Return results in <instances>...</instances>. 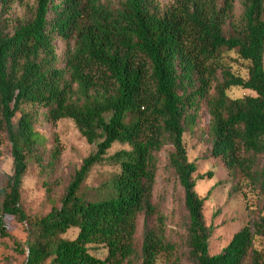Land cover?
Listing matches in <instances>:
<instances>
[{"label": "trees", "instance_id": "16d2710c", "mask_svg": "<svg viewBox=\"0 0 264 264\" xmlns=\"http://www.w3.org/2000/svg\"><path fill=\"white\" fill-rule=\"evenodd\" d=\"M16 0H0L6 6ZM36 0L33 17L5 32L0 16V155L11 145L13 171L0 177V235L11 237L5 217L27 223V239H13L23 264H136L137 220L144 216L138 264H156L176 244L165 234V215L153 202L158 152L171 144L169 165L184 191L188 213L186 258L191 264H264V215L249 221L217 254L209 251L207 199L195 187L197 165L184 143L200 100L209 97L211 157L239 170L264 190V0ZM71 44L64 66L54 44ZM234 52L235 57L227 55ZM247 62L246 74L231 62ZM254 93L232 98L228 89ZM213 92V94H212ZM73 120L96 150L83 160L61 200L41 217L21 204L30 161L43 147L37 113ZM115 143L124 146L108 155ZM117 167L107 192L87 200L79 191L93 166ZM210 191L208 192L209 195ZM77 229L72 239L63 235ZM12 238V237H11ZM103 246L104 258L91 252ZM171 264H180L172 261Z\"/></svg>", "mask_w": 264, "mask_h": 264}, {"label": "rangeland", "instance_id": "374dc122", "mask_svg": "<svg viewBox=\"0 0 264 264\" xmlns=\"http://www.w3.org/2000/svg\"><path fill=\"white\" fill-rule=\"evenodd\" d=\"M117 6L122 0H105ZM36 0H16L6 6H0V16L5 32L13 34L15 28L33 17ZM173 0H160L161 8L166 9ZM241 13L239 0L236 1V18ZM59 56L58 66H64L66 53L71 44L57 37L54 41ZM227 55L235 57V53ZM233 70L242 75L246 74L247 62H231ZM213 94V92H212ZM227 94L241 97L253 92L238 87L228 89ZM209 97L200 100V110L193 127H187L184 133V143L187 147L190 161L197 165L194 176L212 171L211 178H200L196 181V191L201 197H207L203 206L206 224L213 226L209 240V251L217 254L231 241L233 235L242 229L249 221L264 215V190L255 186L242 176L239 170L229 171L218 159L211 157L212 142L209 126L210 116L207 109ZM36 111L35 130L43 137L44 145L30 161L21 188V204L30 217L46 215L54 206H61V200L66 189L82 166L83 160L96 150L94 144H89L80 134L73 120L64 118L56 124L47 119V109L39 106H29ZM115 143L108 155L122 149ZM171 144H166L158 152V171L153 191V202L165 215V234L167 239L176 244L172 256L159 255L156 264H191L186 258V235L188 213L184 207V191L174 170L169 165ZM258 166L264 165V155L258 159ZM13 159L11 145L4 141L0 155V177L11 174ZM117 171V167L107 162L96 164L83 183L79 193L87 200H95L105 195L108 181ZM210 191L209 195L208 192ZM7 230L11 237L0 235V264H23L26 255L16 252L13 239L25 242L27 239V223L18 222L13 216L5 217ZM144 216L137 220L135 234L136 264L139 263L140 249L143 240ZM78 230L70 229L63 235L72 239ZM255 246L264 252V241L257 239ZM91 252L98 257L106 256L103 246H91Z\"/></svg>", "mask_w": 264, "mask_h": 264}]
</instances>
